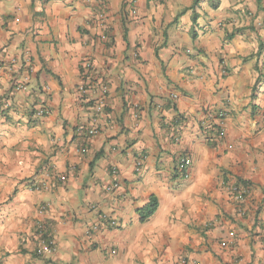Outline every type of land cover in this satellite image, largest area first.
Wrapping results in <instances>:
<instances>
[{
    "label": "crops",
    "instance_id": "0c3cea01",
    "mask_svg": "<svg viewBox=\"0 0 264 264\" xmlns=\"http://www.w3.org/2000/svg\"><path fill=\"white\" fill-rule=\"evenodd\" d=\"M193 1L0 0V264H264V0Z\"/></svg>",
    "mask_w": 264,
    "mask_h": 264
},
{
    "label": "built area",
    "instance_id": "2783aa9c",
    "mask_svg": "<svg viewBox=\"0 0 264 264\" xmlns=\"http://www.w3.org/2000/svg\"><path fill=\"white\" fill-rule=\"evenodd\" d=\"M84 70H85V75H84V81L85 83L91 79V75L93 74V68L90 63L85 62L84 63ZM16 90L18 91H24L25 87L23 85H18L16 87ZM78 92L81 95H85L88 92V86L86 84H82L78 87ZM102 111V106L100 104L96 105L93 110V116L90 119L91 127L87 128L85 130V134L88 137H93L97 135V130L94 127V124L97 121V116L101 113ZM48 114V111L44 108H40L34 112V116L36 118H40L43 116H46ZM226 114L224 112H219L217 114V118L220 121L219 127L217 128V135L219 138L223 136V131H222V124L223 120L225 119ZM191 164V161L189 158H182L180 159L178 163V171L179 174L182 178L186 179L188 177V168ZM111 175L116 174V170L112 169L111 170ZM37 190V188L35 189ZM228 192L232 195L233 199L236 202H241L249 193V190L246 186H230L228 187ZM46 211V205H42L39 207L38 212L40 214H43ZM101 221L105 225H112L111 222L106 218V216H101ZM99 225H95L91 228V230H98ZM34 237L36 240V247L33 252V261L31 264H47V259L49 256L55 251V240L53 238V235L49 231L47 225L40 221L35 225L34 229Z\"/></svg>",
    "mask_w": 264,
    "mask_h": 264
},
{
    "label": "trees",
    "instance_id": "16d2710c",
    "mask_svg": "<svg viewBox=\"0 0 264 264\" xmlns=\"http://www.w3.org/2000/svg\"><path fill=\"white\" fill-rule=\"evenodd\" d=\"M201 1L202 0H194L192 5H191V7L189 9L190 10H194L195 7H197L198 4ZM194 19H195V17H194ZM255 85L252 88V94H251V98L252 99L255 97V91H256ZM176 122H178V121H176ZM213 131H218V130L214 129ZM36 188L37 187L34 186L31 189H36ZM157 208H158V203H157L156 198L155 197H150L149 200H148V203H146L142 208H140L137 211V214H138V217H139V222L143 223V222H146L147 220H149L154 215V213L156 212Z\"/></svg>",
    "mask_w": 264,
    "mask_h": 264
},
{
    "label": "rangeland",
    "instance_id": "374dc122",
    "mask_svg": "<svg viewBox=\"0 0 264 264\" xmlns=\"http://www.w3.org/2000/svg\"><path fill=\"white\" fill-rule=\"evenodd\" d=\"M3 206V202L0 203V208ZM5 220L2 214H0V224Z\"/></svg>",
    "mask_w": 264,
    "mask_h": 264
}]
</instances>
